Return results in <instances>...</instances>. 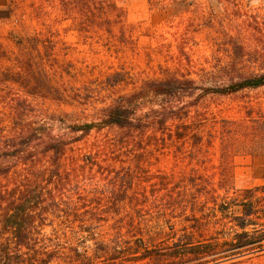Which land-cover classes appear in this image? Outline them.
Returning <instances> with one entry per match:
<instances>
[{
  "label": "rangeland",
  "instance_id": "rangeland-1",
  "mask_svg": "<svg viewBox=\"0 0 264 264\" xmlns=\"http://www.w3.org/2000/svg\"><path fill=\"white\" fill-rule=\"evenodd\" d=\"M114 2L124 27L83 26L61 0H0V74L8 78L0 95L27 99L69 143L59 206L46 212L35 237L62 250L54 264H264V249L233 259L221 251L234 237L229 217L242 214V192L264 185V86L219 90L264 73V0ZM167 73L188 75L198 87L178 104L184 115L187 106L186 123L207 118L206 131L223 121L242 126L246 140L229 159L218 143L201 163L187 144H161L166 130L158 143L139 145L103 122L117 100ZM141 97L138 115L167 105L162 96ZM167 122L172 130L180 125ZM87 123L94 125L88 135L71 129ZM224 161L230 166L222 171ZM216 201L228 210H217ZM258 215L264 219L263 210ZM0 232V243L14 245L3 226Z\"/></svg>",
  "mask_w": 264,
  "mask_h": 264
},
{
  "label": "trees",
  "instance_id": "trees-1",
  "mask_svg": "<svg viewBox=\"0 0 264 264\" xmlns=\"http://www.w3.org/2000/svg\"><path fill=\"white\" fill-rule=\"evenodd\" d=\"M61 2L66 14L70 17L72 14H79L83 26L86 25L88 28L115 22L124 27V15L114 0H61ZM16 80L13 82H17ZM0 81L7 82L8 78L0 74ZM39 84L40 82L38 86ZM260 86H264V73L247 78L240 76V81L232 80L230 85L219 90L236 92L243 88ZM30 88L31 92H34V87ZM196 90H198L196 82L188 75L167 73L162 79L147 81L140 90L130 94L131 96L117 100L105 112L103 122L117 126L123 130L127 140L137 141L139 145L149 140L158 143L160 141L158 131L166 130L162 138L164 143L161 144L167 146L187 144L190 147L188 150L190 157L201 163L205 161L206 153L209 154L218 143L224 153V155L221 153L220 157L225 156L224 159H229L232 148L241 141V137L246 140L245 133H240L243 128L238 121H223L224 125L219 128L214 125L213 129L206 131L204 129L207 118H202L203 120L197 124L186 123L184 120L191 118L187 106L184 107L186 112L184 115L182 106L178 104L186 95L195 94ZM31 92L30 94H33ZM73 95L81 94L76 90ZM142 95L162 96L166 98L167 105L149 114L138 115ZM0 100L4 102L6 109V112H0V226L15 239L14 245L0 243V258L10 260L13 257L8 264H54L52 260L59 258L62 250L59 248L51 250L44 243H40L34 232L35 229L39 230L45 226L46 212H49L52 206H59L55 197L57 193H62L64 187L61 182L68 173L63 161L69 143L63 136L53 134L47 120L40 117V112H36L27 99L11 95L9 99L3 100L0 95ZM167 121L174 124L179 122L180 125L177 124L178 128L172 130L171 124ZM244 126L250 135L252 127ZM93 128V123H87L71 129L83 131L88 135ZM262 129L264 130V126ZM223 164L222 171L228 170L230 162L224 161ZM230 177L231 175L223 176L221 180L223 178L228 180ZM193 178L198 180L199 174L196 173ZM202 179L208 181V177L200 178ZM205 185L208 189L212 188L208 186L209 182ZM242 193L243 198L237 203L242 208V214L229 217V221L236 229L234 237L227 247L221 250L231 253L225 256L231 257L230 259L264 249V219L258 215L259 210L264 211L262 204L264 185L247 189ZM215 205L221 212L228 210L226 202L218 204L216 201ZM251 226L252 231H249L248 228ZM4 235L5 233L0 232V242L5 240ZM215 254L220 256L221 252Z\"/></svg>",
  "mask_w": 264,
  "mask_h": 264
}]
</instances>
